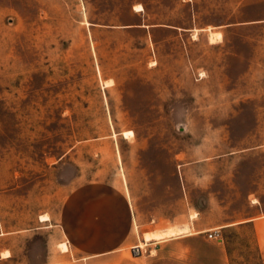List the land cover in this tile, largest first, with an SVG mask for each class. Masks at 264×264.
Instances as JSON below:
<instances>
[{"label":"rangeland","instance_id":"rangeland-1","mask_svg":"<svg viewBox=\"0 0 264 264\" xmlns=\"http://www.w3.org/2000/svg\"><path fill=\"white\" fill-rule=\"evenodd\" d=\"M138 4L188 30L115 27ZM84 187L128 191L138 225L264 211V0H0V213L57 223ZM57 229L35 231L36 255ZM230 235L234 264H261L250 230Z\"/></svg>","mask_w":264,"mask_h":264},{"label":"crops","instance_id":"crops-1","mask_svg":"<svg viewBox=\"0 0 264 264\" xmlns=\"http://www.w3.org/2000/svg\"><path fill=\"white\" fill-rule=\"evenodd\" d=\"M144 11L145 7L140 11L132 5L131 12L141 20L115 27L144 30L149 34L156 30L176 33L188 30L186 27L147 23ZM92 190L94 188L77 189L66 198L57 223H53L52 218L43 221L40 216L35 219L31 215L30 224L14 226L13 220L8 222L7 217L0 213V264H234L229 247L233 229L250 230L261 264H264V211L260 212L256 201L249 204L253 211L250 216L226 218L218 225L202 220L200 211H196L198 217H192L191 209L186 216L175 220L173 216L138 225L140 217L136 202L128 191L117 187L111 192L95 194ZM153 223V227L145 229ZM156 223L161 225L160 228ZM186 224L190 227L184 233L145 238L146 232ZM50 226L58 228L57 236H53L54 247L49 236L46 246L42 245L41 252L36 255L35 231L45 233ZM215 230L220 235L211 238L209 234ZM64 242L69 246L67 251L60 246ZM135 248L140 249L139 254L134 253Z\"/></svg>","mask_w":264,"mask_h":264},{"label":"bare ground","instance_id":"bare-ground-1","mask_svg":"<svg viewBox=\"0 0 264 264\" xmlns=\"http://www.w3.org/2000/svg\"><path fill=\"white\" fill-rule=\"evenodd\" d=\"M137 10H144V6L142 5V4H138V5H136V7H135ZM210 37H211V40L213 41V42H218L219 40H221L222 38H223V35H222V33L221 32H214V31H211V33H210ZM222 41V40H221ZM98 43V42H97ZM96 43V44H97ZM95 45V44H94ZM97 46H98V44H97ZM105 84H107L108 85V83H105ZM106 85V86H107ZM134 131H133V129L132 130H126V131H124V135L127 137V138H129V137H133L134 136ZM183 154V153H182ZM184 155V154H183ZM181 156V155H180ZM179 158H181V157H179ZM55 160V159H54ZM51 219V217H50V215L49 214H45V215H43L42 216V220L43 221H47V220H50ZM61 248L63 249V251H67V250H69V246H68V244L66 243V242H64V243H62L61 245ZM143 247V246H142Z\"/></svg>","mask_w":264,"mask_h":264},{"label":"built area","instance_id":"built-area-1","mask_svg":"<svg viewBox=\"0 0 264 264\" xmlns=\"http://www.w3.org/2000/svg\"><path fill=\"white\" fill-rule=\"evenodd\" d=\"M220 235L219 231L218 230H215L214 232H210L209 236L212 238V237H218ZM140 249L139 248H135L134 249V253L135 254H139L140 252Z\"/></svg>","mask_w":264,"mask_h":264},{"label":"water","instance_id":"water-1","mask_svg":"<svg viewBox=\"0 0 264 264\" xmlns=\"http://www.w3.org/2000/svg\"><path fill=\"white\" fill-rule=\"evenodd\" d=\"M140 252V251H139Z\"/></svg>","mask_w":264,"mask_h":264}]
</instances>
